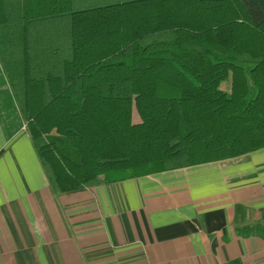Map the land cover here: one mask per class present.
<instances>
[{
    "label": "trees",
    "instance_id": "1",
    "mask_svg": "<svg viewBox=\"0 0 264 264\" xmlns=\"http://www.w3.org/2000/svg\"><path fill=\"white\" fill-rule=\"evenodd\" d=\"M0 65L55 195L264 148V0H0Z\"/></svg>",
    "mask_w": 264,
    "mask_h": 264
},
{
    "label": "crops",
    "instance_id": "2",
    "mask_svg": "<svg viewBox=\"0 0 264 264\" xmlns=\"http://www.w3.org/2000/svg\"><path fill=\"white\" fill-rule=\"evenodd\" d=\"M250 226L264 148L53 194L0 65V264H264Z\"/></svg>",
    "mask_w": 264,
    "mask_h": 264
},
{
    "label": "rangeland",
    "instance_id": "3",
    "mask_svg": "<svg viewBox=\"0 0 264 264\" xmlns=\"http://www.w3.org/2000/svg\"><path fill=\"white\" fill-rule=\"evenodd\" d=\"M230 86V81L227 79L221 84V89L228 90V87ZM133 121H138V115L133 112Z\"/></svg>",
    "mask_w": 264,
    "mask_h": 264
}]
</instances>
